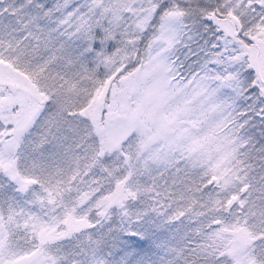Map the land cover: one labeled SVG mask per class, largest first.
<instances>
[{
	"label": "snow or ice",
	"instance_id": "snow-or-ice-1",
	"mask_svg": "<svg viewBox=\"0 0 264 264\" xmlns=\"http://www.w3.org/2000/svg\"><path fill=\"white\" fill-rule=\"evenodd\" d=\"M0 264H264V0H0Z\"/></svg>",
	"mask_w": 264,
	"mask_h": 264
}]
</instances>
